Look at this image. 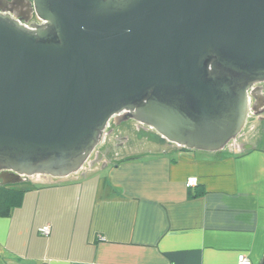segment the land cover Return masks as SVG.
<instances>
[{"label":"water","instance_id":"1","mask_svg":"<svg viewBox=\"0 0 264 264\" xmlns=\"http://www.w3.org/2000/svg\"><path fill=\"white\" fill-rule=\"evenodd\" d=\"M25 8L26 16L0 8L1 185L93 168L113 121L217 153L264 113V0H31Z\"/></svg>","mask_w":264,"mask_h":264},{"label":"crops","instance_id":"2","mask_svg":"<svg viewBox=\"0 0 264 264\" xmlns=\"http://www.w3.org/2000/svg\"><path fill=\"white\" fill-rule=\"evenodd\" d=\"M164 146L28 190L0 217V264H258L264 150Z\"/></svg>","mask_w":264,"mask_h":264},{"label":"flooded vegetation","instance_id":"3","mask_svg":"<svg viewBox=\"0 0 264 264\" xmlns=\"http://www.w3.org/2000/svg\"><path fill=\"white\" fill-rule=\"evenodd\" d=\"M31 0H0V8L3 9H15L19 14H22L23 16L27 15V8L25 6L28 4V2ZM16 2L20 3L24 8L22 9L21 6H17ZM35 20V19H34ZM131 121V120H129ZM127 121V122H129ZM264 123V113L261 115H251L250 119L248 120V124L243 132V134L233 143L230 145L229 148H227V151H231L233 153H239L238 151L244 152V150L252 143H255L257 139L260 140V131L261 124ZM127 125L125 128L120 127V130L123 132L122 134H127L126 138L119 139L116 138L115 135L116 132L112 129L111 133L108 137V140L105 141V144L102 145L100 148L102 154H103V161L96 166H99V168H102L105 166V164H112V162L121 161L124 159L123 153L130 152L129 150H132L134 146L129 145L130 137L134 129L140 130V124L136 122V124L133 127H130ZM132 131V132H131ZM116 140V142H113ZM141 145L142 143H138ZM168 144V143H167ZM165 144V145H167ZM170 144V143H169ZM138 145V146H139ZM155 147V146H153ZM156 149V147H155ZM94 166L93 168H95ZM87 169L85 172L92 170Z\"/></svg>","mask_w":264,"mask_h":264},{"label":"rangeland","instance_id":"4","mask_svg":"<svg viewBox=\"0 0 264 264\" xmlns=\"http://www.w3.org/2000/svg\"><path fill=\"white\" fill-rule=\"evenodd\" d=\"M135 124H136V121H134V120H131L129 122L125 121V122L120 123L119 125H115L114 121H113V122H111V126L109 127L107 132H109L113 129L117 134V135H115L116 138L124 139V138H126L127 134H122L123 132L120 130V127L125 128L127 125H129L130 127H133ZM140 128H141L140 130L134 129L133 132L131 131L132 133H130L131 137H130L129 145L134 146V147L132 150H129L130 152L123 153L124 159L126 157H129V158L130 157L147 158V157L156 155L155 153L158 152L159 150H161V148H163V150L167 149V146H164V145L167 144L168 142L166 140L162 139L161 136L155 130L148 128V127L141 125V124H140ZM259 131L261 133L259 136L260 140L257 139L255 141V143H252L250 145H254L257 148L264 150V123L261 124V128L259 129ZM105 140H108V137H106ZM113 142H116V140H114ZM139 142H142V144L139 145L138 144ZM153 146H159V147L155 149V147H153ZM101 147H99V148H101ZM224 153H228V151L224 150ZM229 154H231V153H229ZM107 170L108 169L103 170L101 173H106ZM27 180L35 181L36 179L27 178Z\"/></svg>","mask_w":264,"mask_h":264},{"label":"trees","instance_id":"5","mask_svg":"<svg viewBox=\"0 0 264 264\" xmlns=\"http://www.w3.org/2000/svg\"><path fill=\"white\" fill-rule=\"evenodd\" d=\"M164 141V140H163ZM142 143V142H140ZM158 148L159 146H155ZM184 149V148H183ZM137 157H126L125 161L136 159ZM50 183L42 184L27 180L17 185L0 184V217H8L12 211L22 203L24 195L28 190L39 189L48 186Z\"/></svg>","mask_w":264,"mask_h":264},{"label":"built area","instance_id":"6","mask_svg":"<svg viewBox=\"0 0 264 264\" xmlns=\"http://www.w3.org/2000/svg\"><path fill=\"white\" fill-rule=\"evenodd\" d=\"M197 181H198L197 178H191L188 180L187 186L193 187L197 185ZM40 233L43 235H49L51 233V230L49 227H44L40 230ZM42 264H47V263L43 262ZM238 264H254V262L246 254H241L238 259Z\"/></svg>","mask_w":264,"mask_h":264}]
</instances>
